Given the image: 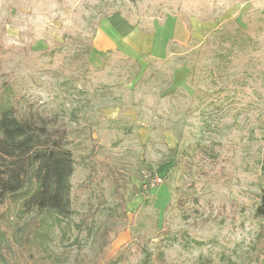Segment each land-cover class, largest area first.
<instances>
[{"label":"rangeland","instance_id":"1","mask_svg":"<svg viewBox=\"0 0 264 264\" xmlns=\"http://www.w3.org/2000/svg\"><path fill=\"white\" fill-rule=\"evenodd\" d=\"M114 15L172 51L95 48ZM0 97L66 130L76 162L44 264H94L104 226L119 264H264V0H0Z\"/></svg>","mask_w":264,"mask_h":264},{"label":"trees","instance_id":"2","mask_svg":"<svg viewBox=\"0 0 264 264\" xmlns=\"http://www.w3.org/2000/svg\"><path fill=\"white\" fill-rule=\"evenodd\" d=\"M67 146L66 130L50 128L49 122L40 116H20L0 97V264H44V243L50 234L45 215H55L61 221L74 214L70 196L76 162ZM91 172H95L93 166ZM107 173L113 178L118 207L126 217L127 200L120 193L119 180L123 171L109 167ZM15 213L18 220L35 214L21 223L13 220ZM94 216L89 211L79 228L88 226ZM256 216L264 219V189ZM117 231L115 226L95 231L97 261L119 264L124 260L123 252L107 258ZM139 264L154 263L145 259Z\"/></svg>","mask_w":264,"mask_h":264},{"label":"crops","instance_id":"3","mask_svg":"<svg viewBox=\"0 0 264 264\" xmlns=\"http://www.w3.org/2000/svg\"><path fill=\"white\" fill-rule=\"evenodd\" d=\"M95 48L102 52L113 50L135 61L147 57L159 59L172 51V48L167 49L159 32L141 31L116 15L109 17L101 26L95 37Z\"/></svg>","mask_w":264,"mask_h":264},{"label":"built area","instance_id":"4","mask_svg":"<svg viewBox=\"0 0 264 264\" xmlns=\"http://www.w3.org/2000/svg\"><path fill=\"white\" fill-rule=\"evenodd\" d=\"M162 184V178L157 177L153 180V186Z\"/></svg>","mask_w":264,"mask_h":264}]
</instances>
